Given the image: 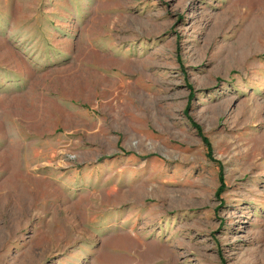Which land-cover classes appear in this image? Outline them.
<instances>
[{
	"label": "rangeland",
	"instance_id": "obj_1",
	"mask_svg": "<svg viewBox=\"0 0 264 264\" xmlns=\"http://www.w3.org/2000/svg\"><path fill=\"white\" fill-rule=\"evenodd\" d=\"M0 264H264V0H0Z\"/></svg>",
	"mask_w": 264,
	"mask_h": 264
},
{
	"label": "bare ground",
	"instance_id": "obj_2",
	"mask_svg": "<svg viewBox=\"0 0 264 264\" xmlns=\"http://www.w3.org/2000/svg\"><path fill=\"white\" fill-rule=\"evenodd\" d=\"M262 19H263V18H261L260 20H262ZM251 21L254 22V19H252ZM262 21H263V20H262ZM258 22H259V21H258ZM261 23H262V22H259V24H261ZM254 29H255L254 27H251V28L249 29V33H250L251 35H252V34L254 35V31H255Z\"/></svg>",
	"mask_w": 264,
	"mask_h": 264
},
{
	"label": "trees",
	"instance_id": "obj_3",
	"mask_svg": "<svg viewBox=\"0 0 264 264\" xmlns=\"http://www.w3.org/2000/svg\"><path fill=\"white\" fill-rule=\"evenodd\" d=\"M224 185H223V181H222V178L220 177V186L219 188L217 189V192H221V190L223 189Z\"/></svg>",
	"mask_w": 264,
	"mask_h": 264
}]
</instances>
